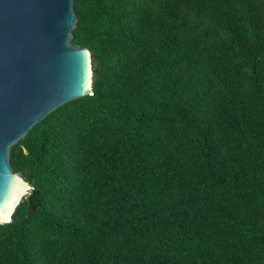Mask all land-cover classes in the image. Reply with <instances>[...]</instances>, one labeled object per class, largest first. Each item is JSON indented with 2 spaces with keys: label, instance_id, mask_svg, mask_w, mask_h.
<instances>
[{
  "label": "trees",
  "instance_id": "1",
  "mask_svg": "<svg viewBox=\"0 0 264 264\" xmlns=\"http://www.w3.org/2000/svg\"><path fill=\"white\" fill-rule=\"evenodd\" d=\"M74 10L93 95L11 149L0 264H264V0Z\"/></svg>",
  "mask_w": 264,
  "mask_h": 264
},
{
  "label": "water",
  "instance_id": "2",
  "mask_svg": "<svg viewBox=\"0 0 264 264\" xmlns=\"http://www.w3.org/2000/svg\"><path fill=\"white\" fill-rule=\"evenodd\" d=\"M77 21L74 0H0V225L35 190L12 169L11 149L60 106L93 95L92 53L70 43Z\"/></svg>",
  "mask_w": 264,
  "mask_h": 264
}]
</instances>
